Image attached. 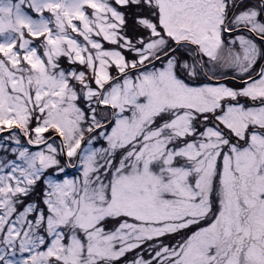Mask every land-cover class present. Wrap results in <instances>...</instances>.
Instances as JSON below:
<instances>
[{
	"label": "snow or ice",
	"instance_id": "snow-or-ice-1",
	"mask_svg": "<svg viewBox=\"0 0 264 264\" xmlns=\"http://www.w3.org/2000/svg\"><path fill=\"white\" fill-rule=\"evenodd\" d=\"M0 264H264V0H0Z\"/></svg>",
	"mask_w": 264,
	"mask_h": 264
}]
</instances>
